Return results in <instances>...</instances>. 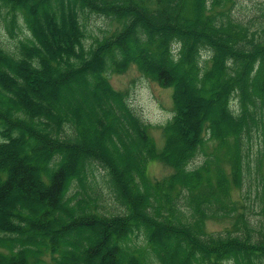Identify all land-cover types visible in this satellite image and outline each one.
<instances>
[{"label": "trees", "instance_id": "1", "mask_svg": "<svg viewBox=\"0 0 264 264\" xmlns=\"http://www.w3.org/2000/svg\"><path fill=\"white\" fill-rule=\"evenodd\" d=\"M236 3L0 0L11 37L21 23L27 30L14 50L0 42V264H121L111 241L122 240L128 264H264V177L261 217L252 220L234 197L246 142L259 131L264 139V20L237 18ZM90 14L117 26L87 46ZM133 64L172 88L161 149L109 79ZM79 85L90 88L97 109L58 98ZM79 153L106 170L121 212L100 210V194L92 197L77 177ZM114 156L127 157L122 169ZM150 160L173 171L152 179ZM228 218L231 227L207 229L208 220ZM85 231L93 241L66 238Z\"/></svg>", "mask_w": 264, "mask_h": 264}, {"label": "rangeland", "instance_id": "2", "mask_svg": "<svg viewBox=\"0 0 264 264\" xmlns=\"http://www.w3.org/2000/svg\"><path fill=\"white\" fill-rule=\"evenodd\" d=\"M5 12V11H4ZM5 14V13H4ZM3 12L0 15V42L8 49L14 50L16 44H18L19 39L23 38V34L27 33V30L23 23L20 24L21 30H17V34L14 38L6 28V24L3 18ZM234 15L243 20L249 21L254 20H264V0H237L234 7ZM258 23H256L257 26ZM87 25V38L86 44L90 46L95 42L97 38H103L104 35L110 34L113 29L116 28L117 22L109 18L90 14L86 19ZM109 79L112 85L127 94V100L134 112L140 116V118L151 125L150 134L156 141L157 147L161 149L165 142V134L163 131V125L168 122L174 115V102L172 97V88L163 87L157 80L147 76L136 65H131L125 72H109ZM61 102L66 106H77L80 107L85 112L97 109L96 103L92 100L90 94V88L80 86L79 88L69 87L67 90H62L61 94L58 95ZM101 108L107 110L110 108L109 102H106L104 98H100L99 101ZM235 103L237 101L235 100ZM218 110V109H217ZM123 127L118 128L119 133L124 141V143H129L131 133L130 131ZM249 142H246V152L247 156L245 158V168L246 174L244 176V183L242 186V191H234V197L239 202V207L242 210L241 205L246 208L247 215L252 219L256 220L260 215L261 211V193L260 188L264 177V139L261 132L254 133ZM180 143V142H179ZM178 143V144H179ZM181 146V145H180ZM244 146V147H245ZM97 147V146H96ZM95 148L92 146V149ZM212 151V146L208 149V152ZM57 156L53 155V160L48 164V167L52 168V163L54 166L57 164ZM71 158H63V162H71ZM118 168L122 169L121 163L127 162V157L123 156L122 159L116 160L113 157ZM204 159V153L199 154L193 165H198ZM79 171L77 177L80 180H85L87 185V191L93 197L95 192L100 194L97 202L99 203L100 210L106 215H111L116 212H121L124 207L117 201L115 193L109 182V176L106 170L99 164L94 163V159L86 156L85 154L79 153L78 156ZM66 163V164H67ZM68 165V164H67ZM54 168V167H53ZM52 168V169H53ZM173 171L172 167L160 160H150L148 162V174L152 179H162L169 175ZM72 188L74 187L73 179H71ZM77 186V183H76ZM79 189V188H78ZM77 191V188H73L71 192ZM20 196H22L20 194ZM242 197V198H241ZM233 219L228 218L224 220H208L207 229L210 231H222L228 227H231ZM93 234L90 232H70L67 235V240L77 239L80 242L85 240L93 241ZM111 243L118 244L119 254L118 259L121 264H128V254H129V243L122 241H111ZM111 243L107 247L111 246ZM164 248H168L169 242H165ZM106 247V248H107ZM82 248V247H81ZM81 248L77 249V258L83 257V252ZM104 252V250H103ZM105 254V252L103 253ZM164 255V254H163ZM165 256V255H164ZM103 258V257H102ZM101 258V260H102ZM99 259L93 260L91 264H95ZM77 264V263H73ZM150 264H153L151 261ZM231 264V263H228Z\"/></svg>", "mask_w": 264, "mask_h": 264}]
</instances>
